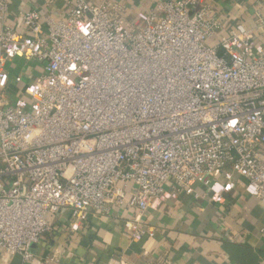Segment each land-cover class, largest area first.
<instances>
[{
    "label": "built area",
    "instance_id": "1",
    "mask_svg": "<svg viewBox=\"0 0 264 264\" xmlns=\"http://www.w3.org/2000/svg\"><path fill=\"white\" fill-rule=\"evenodd\" d=\"M69 3L68 21L26 12L21 34L0 0V94L11 59L43 67L22 105H0V251L30 262L50 217L123 206L138 241L168 182L192 193L224 174L264 199V50L254 55L252 31L210 46L223 24L207 0L159 1L138 24L109 3Z\"/></svg>",
    "mask_w": 264,
    "mask_h": 264
},
{
    "label": "crops",
    "instance_id": "2",
    "mask_svg": "<svg viewBox=\"0 0 264 264\" xmlns=\"http://www.w3.org/2000/svg\"><path fill=\"white\" fill-rule=\"evenodd\" d=\"M159 1L167 0H88L92 5L118 6L134 24L144 20ZM175 1V0H171ZM10 11L6 25L25 33L24 14L37 10L43 20L68 21L69 0H8ZM223 27L209 41L218 46L243 25L252 31L254 55L264 50V0H207ZM47 24L42 31L46 33ZM7 87L0 94V105H22L29 84L43 73L42 65L14 58L6 63ZM22 82L17 83L16 78ZM164 185L162 198L144 215L150 228L146 235L133 240L126 228L128 218L137 213L113 207L107 216L86 215L81 222L71 216L50 217L53 231L41 237L34 247L35 258L24 262L18 254L0 251V264H264V199H257L239 187L228 188L224 174L209 185L195 183L192 193ZM66 219V221H64Z\"/></svg>",
    "mask_w": 264,
    "mask_h": 264
}]
</instances>
